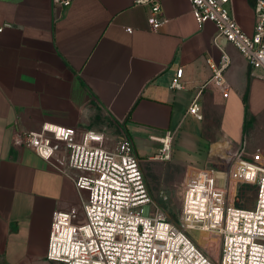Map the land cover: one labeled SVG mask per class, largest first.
<instances>
[{
  "label": "crops",
  "instance_id": "obj_1",
  "mask_svg": "<svg viewBox=\"0 0 264 264\" xmlns=\"http://www.w3.org/2000/svg\"><path fill=\"white\" fill-rule=\"evenodd\" d=\"M159 1L164 23L153 29L150 2L0 0V264H65L47 258L52 220L57 211L80 209L85 197L68 174L15 146L18 130L51 122L102 130L110 142L124 132L135 149L156 143L146 146L150 158L163 146L152 136L167 131L180 159L215 143L231 152L264 147V75L233 43H215L214 23L200 26L189 0ZM254 3H230L248 34ZM220 47L230 56L227 97L204 85L213 74L208 58L218 61ZM180 67L183 87L174 89ZM195 99L202 119L189 112Z\"/></svg>",
  "mask_w": 264,
  "mask_h": 264
},
{
  "label": "built area",
  "instance_id": "obj_2",
  "mask_svg": "<svg viewBox=\"0 0 264 264\" xmlns=\"http://www.w3.org/2000/svg\"><path fill=\"white\" fill-rule=\"evenodd\" d=\"M189 1L200 26L207 21L214 23L216 44L219 38L233 43L248 63L264 75V0H255L252 34L239 24L231 0ZM54 2L68 5L70 0ZM137 2L152 3L149 23L153 29H159L164 23L158 16L162 10L160 1ZM126 30L131 32L132 28ZM220 51L218 61L208 58L213 74L204 85L215 86L227 97L230 84L225 70L230 56L221 47ZM182 76L180 67L170 86L182 88ZM189 112L203 118L197 99L191 103ZM172 136L171 131L160 137L152 136L163 145L156 157H170ZM166 138L169 145L164 141ZM13 144L33 150L68 174L79 191L88 192L80 209L72 207L55 213L48 259L65 264H264V162L258 153L245 155L244 146L233 151L232 173L237 178V193L242 185L255 186L254 205L236 206L230 201L232 181L228 186L226 176L225 185L220 186L214 177L216 170L205 167L198 170L193 182L185 185L181 215L176 222L152 204L142 160L124 132L110 142L102 130L44 122L38 131H16ZM190 231L218 233L217 257L208 254Z\"/></svg>",
  "mask_w": 264,
  "mask_h": 264
},
{
  "label": "rangeland",
  "instance_id": "obj_3",
  "mask_svg": "<svg viewBox=\"0 0 264 264\" xmlns=\"http://www.w3.org/2000/svg\"><path fill=\"white\" fill-rule=\"evenodd\" d=\"M109 138L111 135L109 134ZM139 142V141H138ZM156 143L151 141H143L137 144L136 154L142 160V168L144 177L147 182L149 194L152 198V204H156L157 207L161 208L172 221L178 222L181 215L182 209V194L186 184L193 182L196 175H198L200 169L205 167H211L217 172L214 177H218L221 181L222 186L225 184V178H228L230 188V201L234 202L236 206L240 207H252L255 203L256 198V188L253 185L240 184L241 188H238L237 196L236 194V176L232 173V167L234 159L232 158L233 152L226 150L225 155L218 154L216 155L215 150L211 151L210 147H205L206 153L199 156L193 155H183V158L174 155V145L175 139L171 140V155L169 158L158 157H145L150 151L147 149L150 146H153ZM147 146V147H146ZM251 150V151H250ZM253 149H248L245 152H252ZM212 152V155L209 153ZM259 154V159L264 162V147H258L252 154ZM251 154V155H252ZM250 155V156H251ZM155 156V155H154ZM249 156V157H250ZM207 160H215L216 163L207 162ZM232 173V177H231ZM88 198V192H85V200ZM200 244V246L210 255L217 257L211 253L210 245L216 244L217 254L219 249V238L215 232H196L190 231ZM214 235L217 237L215 241L211 236Z\"/></svg>",
  "mask_w": 264,
  "mask_h": 264
},
{
  "label": "trees",
  "instance_id": "obj_4",
  "mask_svg": "<svg viewBox=\"0 0 264 264\" xmlns=\"http://www.w3.org/2000/svg\"><path fill=\"white\" fill-rule=\"evenodd\" d=\"M227 146H228V144L226 142L215 143L213 145L212 150H215L218 154L225 155L226 154V148H227ZM211 238H214L215 241L217 240V237L214 236V235H212ZM218 238H219V236H218ZM210 248H211L210 249L211 250V253L214 254V255H217V246H216V244L210 245Z\"/></svg>",
  "mask_w": 264,
  "mask_h": 264
},
{
  "label": "bare ground",
  "instance_id": "obj_5",
  "mask_svg": "<svg viewBox=\"0 0 264 264\" xmlns=\"http://www.w3.org/2000/svg\"><path fill=\"white\" fill-rule=\"evenodd\" d=\"M164 141H167V145L170 144V140L168 138H166ZM216 233V232H215ZM217 235L219 236V234L217 233Z\"/></svg>",
  "mask_w": 264,
  "mask_h": 264
}]
</instances>
